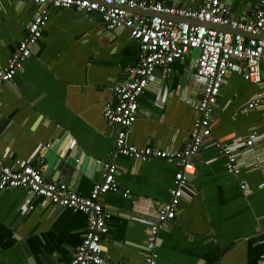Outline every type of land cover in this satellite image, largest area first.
<instances>
[{
	"label": "crops",
	"instance_id": "obj_1",
	"mask_svg": "<svg viewBox=\"0 0 264 264\" xmlns=\"http://www.w3.org/2000/svg\"><path fill=\"white\" fill-rule=\"evenodd\" d=\"M157 1L191 7L199 3ZM226 1L237 17L246 18L256 2ZM35 9L28 1L0 0V67L25 35ZM191 52L173 64L166 79L160 67L154 68L138 97L128 133L132 144L173 150L188 140L197 114L188 99L200 96L189 67ZM137 53L138 43L128 31L105 27L97 13L50 8L42 36L21 69L0 85V159L5 163L39 166L42 159L47 180L63 182L81 194L101 180L105 161L115 164L118 190L101 196L111 213L101 238L104 255L124 264H142L149 214L168 200L179 170L176 160L110 155L116 125L104 118L103 107L114 100L113 85ZM258 94L264 96V75L252 82L231 71L214 106L211 137L226 140L263 125L264 105L246 107ZM67 147L68 157H74L72 166L60 159ZM191 160L194 177L186 181L189 190L174 217L158 231L155 264H264V142L241 149L237 177L226 171L223 157L210 145H203ZM254 162L258 167L249 170ZM86 220L84 212L53 206L25 189H0V264L67 261L81 242Z\"/></svg>",
	"mask_w": 264,
	"mask_h": 264
},
{
	"label": "built area",
	"instance_id": "obj_2",
	"mask_svg": "<svg viewBox=\"0 0 264 264\" xmlns=\"http://www.w3.org/2000/svg\"><path fill=\"white\" fill-rule=\"evenodd\" d=\"M19 1L31 2L36 9L25 35L18 41L6 64L0 67V85L11 81L21 69L23 60L31 53V47L42 36L50 8L73 7L86 14L95 12L105 27H122L137 41L136 60L122 67V78L112 89L114 100L105 103L103 116L116 125L111 156L124 155L134 160L158 157L176 160L179 164L168 200L152 208L146 224V252L142 264H155L158 231L175 215L184 195L186 174L195 170L192 156L203 145H210L223 157L226 171L237 177L242 167L238 160L241 149L257 141L264 142V123L259 128L226 140L211 137L214 106L228 74L236 71L243 79L252 82H260L263 78L264 37L258 35L264 34V0H256L250 18L237 17L226 0H199L194 7L157 0ZM135 9L147 10L151 14H142ZM213 25L227 26L236 31L219 30ZM195 47L199 48V52L191 58L189 67L193 70V82L200 86V96L188 99L197 113L191 122L188 140L180 149L173 150L132 144L128 133L137 116L138 97L151 80L154 68L160 67L161 77L168 78L173 64L184 61ZM260 105H264V96L260 94L246 103L248 109ZM16 162L18 166L12 167L0 159V189L22 188L31 195L48 199L53 206L86 214L81 242L71 258L61 264H124L104 255L101 238L107 232V221L111 218L101 196L107 191L118 190L116 166L111 160L103 163L101 180L94 183L87 194L78 193L63 182L47 180L41 171L42 159L39 166ZM257 167V162L247 166L249 170ZM245 185V181L239 179V187L245 189ZM123 195H127V191Z\"/></svg>",
	"mask_w": 264,
	"mask_h": 264
},
{
	"label": "water",
	"instance_id": "obj_3",
	"mask_svg": "<svg viewBox=\"0 0 264 264\" xmlns=\"http://www.w3.org/2000/svg\"><path fill=\"white\" fill-rule=\"evenodd\" d=\"M137 9H135V11H136ZM138 11V10H137ZM136 11V12H137ZM139 12V11H138ZM141 13V12H140ZM151 14V13H150ZM215 28H217V29H219V30H223V31H232V32H235L236 30L235 29H231V28H229V27H227V26H222V25H213ZM264 35V34H263ZM260 37V36H259ZM198 52H199V48H197V47H195V48H193L192 49V52H191V54L195 57V56H197L198 55ZM59 140H62L61 138L59 139ZM71 148L70 147H67L66 148V150L64 151V153H63V156L62 157H60V159H61V161H65L68 165H73V158L74 157H68L69 156V154H70V152H71V150H70ZM194 177V175H193V173L191 174V173H187L186 174V180H187V182H190V180L192 179ZM184 193H186V192H188V190H189V188L188 187H186V186H184Z\"/></svg>",
	"mask_w": 264,
	"mask_h": 264
}]
</instances>
